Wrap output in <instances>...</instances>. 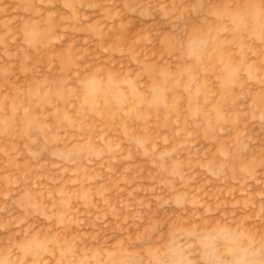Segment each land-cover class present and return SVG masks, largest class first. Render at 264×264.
<instances>
[{"label":"rangeland","instance_id":"obj_1","mask_svg":"<svg viewBox=\"0 0 264 264\" xmlns=\"http://www.w3.org/2000/svg\"><path fill=\"white\" fill-rule=\"evenodd\" d=\"M0 264H264V0H0Z\"/></svg>","mask_w":264,"mask_h":264}]
</instances>
